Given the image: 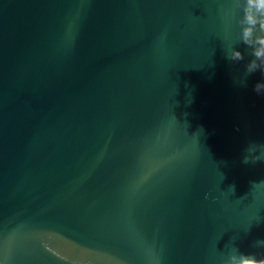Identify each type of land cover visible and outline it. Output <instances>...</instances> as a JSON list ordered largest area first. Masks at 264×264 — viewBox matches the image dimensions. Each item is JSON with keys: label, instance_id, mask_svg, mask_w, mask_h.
Masks as SVG:
<instances>
[{"label": "water", "instance_id": "1", "mask_svg": "<svg viewBox=\"0 0 264 264\" xmlns=\"http://www.w3.org/2000/svg\"><path fill=\"white\" fill-rule=\"evenodd\" d=\"M244 7L0 0V264H264Z\"/></svg>", "mask_w": 264, "mask_h": 264}, {"label": "clouds", "instance_id": "2", "mask_svg": "<svg viewBox=\"0 0 264 264\" xmlns=\"http://www.w3.org/2000/svg\"><path fill=\"white\" fill-rule=\"evenodd\" d=\"M245 7L242 9L244 13L242 19L244 26L242 29V43H244L251 50V55L254 59L251 61L248 69L249 74H254L253 69L257 67V61L264 59V0H243ZM253 9L254 11H250ZM249 39L254 40L260 47H253L249 44ZM234 58H242L240 52L234 53ZM260 73L264 76V69H260ZM262 85L256 83L254 90H258ZM252 255L240 254L239 264H251ZM260 264V262H256Z\"/></svg>", "mask_w": 264, "mask_h": 264}]
</instances>
